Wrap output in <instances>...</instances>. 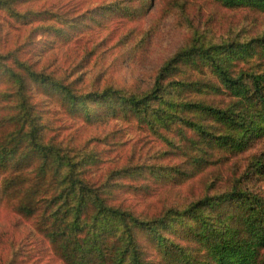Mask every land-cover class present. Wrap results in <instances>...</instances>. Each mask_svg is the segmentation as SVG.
<instances>
[{
    "label": "trees",
    "instance_id": "16d2710c",
    "mask_svg": "<svg viewBox=\"0 0 264 264\" xmlns=\"http://www.w3.org/2000/svg\"><path fill=\"white\" fill-rule=\"evenodd\" d=\"M197 1L241 13L243 21L253 23V31L264 26V0ZM0 5L8 6V0ZM121 12L109 7L103 16ZM257 49L264 57V38L224 45L196 42L168 60L153 87L142 93L109 87L77 95L63 81L28 68L27 77L12 72L17 104L15 115L0 125V209L30 220L60 264H264V197L244 189L237 173L226 181L218 179L221 193L206 195L182 211L169 209L159 217L140 219L109 205L103 189L82 178L81 164L93 156L76 161L66 149L43 141L26 93L30 79L62 99L69 114L82 112L87 121L96 116L87 106L93 103L101 108L99 115L166 129L181 124L193 133H178L180 145L168 153L176 167L143 176L152 189L203 175L208 181L205 176L218 172L226 158L264 145V69L240 71L234 64L251 58ZM205 67L219 81L216 91L222 89L229 97L226 102L197 94L207 85L203 79L194 81V72ZM253 175L264 178V154L251 160L246 179Z\"/></svg>",
    "mask_w": 264,
    "mask_h": 264
},
{
    "label": "rangeland",
    "instance_id": "374dc122",
    "mask_svg": "<svg viewBox=\"0 0 264 264\" xmlns=\"http://www.w3.org/2000/svg\"><path fill=\"white\" fill-rule=\"evenodd\" d=\"M109 7L123 12L103 16ZM253 29L241 13H227L197 0H8V6L0 5V125L16 113L12 72L27 77L28 68L63 81L77 95L109 87L142 93L153 87L159 70L179 51L196 42L224 45L264 38V26ZM259 51L245 61H235L236 69L262 71L264 57ZM194 74V81L203 79L209 86V92L204 86L197 93L200 97L227 101L222 89L216 91L219 81L210 68ZM26 93L39 117L43 141L66 149L76 161L93 156L81 164L82 178L102 188L109 205L140 219L159 217L169 209L182 211L206 195L221 193L224 188L218 183L233 173L243 179L244 189L264 197V178L245 176L251 160L264 154V145L226 158L217 177L214 171L205 176L208 181L203 175L152 189L143 175L175 168L176 160L168 153L180 145L178 133L192 134L191 129L178 123L166 129L134 118L99 115L102 110L93 103L87 106L96 116L87 121L82 112L69 114L62 99L51 97L30 79ZM141 177L145 180H138ZM0 264L60 263L30 220L0 209Z\"/></svg>",
    "mask_w": 264,
    "mask_h": 264
}]
</instances>
